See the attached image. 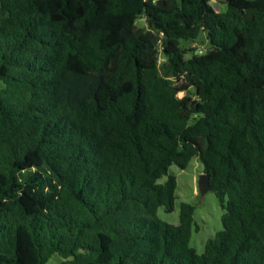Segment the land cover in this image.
I'll list each match as a JSON object with an SVG mask.
<instances>
[{"label": "trees", "instance_id": "16d2710c", "mask_svg": "<svg viewBox=\"0 0 264 264\" xmlns=\"http://www.w3.org/2000/svg\"><path fill=\"white\" fill-rule=\"evenodd\" d=\"M226 5L0 0V264H264V0ZM194 157L225 211L203 254L195 206L158 217Z\"/></svg>", "mask_w": 264, "mask_h": 264}, {"label": "rangeland", "instance_id": "374dc122", "mask_svg": "<svg viewBox=\"0 0 264 264\" xmlns=\"http://www.w3.org/2000/svg\"><path fill=\"white\" fill-rule=\"evenodd\" d=\"M215 10L219 13L226 12V0H211ZM138 26H145V21L139 20ZM182 48L188 52L185 55L186 59H190L194 54H201L205 49L209 48L205 34L195 42H181ZM163 62V59L160 60ZM163 74V70H162ZM66 87L74 93L77 91L78 83L76 81L67 80ZM189 93L193 94L191 89ZM188 92L179 93V98L184 97ZM170 175L177 178L178 188L176 190L175 209L172 213H167L164 208L158 210V217L164 222L178 226L180 223V208L182 203H188L195 206L194 229L190 246L194 248L198 254L205 252V246L208 240L214 238L216 234L223 230L222 216L224 210L221 203L213 191H209L204 196L199 191V179L204 174V167L198 157H194L189 166L182 170L177 166L170 168ZM168 177L165 176L159 180V183H165ZM195 227H199V231ZM64 259L55 254L47 264H62Z\"/></svg>", "mask_w": 264, "mask_h": 264}, {"label": "water", "instance_id": "95a60500", "mask_svg": "<svg viewBox=\"0 0 264 264\" xmlns=\"http://www.w3.org/2000/svg\"><path fill=\"white\" fill-rule=\"evenodd\" d=\"M198 185H199V191H200L202 196H204L206 193L211 191L212 187L210 184V175L204 173L200 177Z\"/></svg>", "mask_w": 264, "mask_h": 264}]
</instances>
